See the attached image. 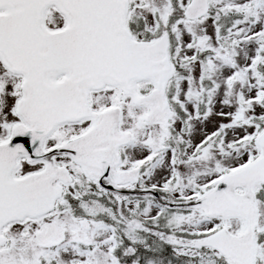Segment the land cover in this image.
Returning <instances> with one entry per match:
<instances>
[{
	"label": "snow or ice",
	"instance_id": "obj_1",
	"mask_svg": "<svg viewBox=\"0 0 264 264\" xmlns=\"http://www.w3.org/2000/svg\"><path fill=\"white\" fill-rule=\"evenodd\" d=\"M0 264H264V0H0Z\"/></svg>",
	"mask_w": 264,
	"mask_h": 264
}]
</instances>
